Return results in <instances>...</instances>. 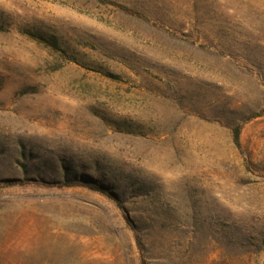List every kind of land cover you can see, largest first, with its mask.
<instances>
[{
	"label": "rangeland",
	"instance_id": "rangeland-1",
	"mask_svg": "<svg viewBox=\"0 0 264 264\" xmlns=\"http://www.w3.org/2000/svg\"><path fill=\"white\" fill-rule=\"evenodd\" d=\"M0 27V264H141L137 234L149 264H264V0H0ZM9 179L103 184L137 232Z\"/></svg>",
	"mask_w": 264,
	"mask_h": 264
},
{
	"label": "trees",
	"instance_id": "trees-1",
	"mask_svg": "<svg viewBox=\"0 0 264 264\" xmlns=\"http://www.w3.org/2000/svg\"><path fill=\"white\" fill-rule=\"evenodd\" d=\"M117 6L120 9H122L128 13H132V10L129 9L128 7H125L123 5H117ZM24 32L27 36H29L34 41H36L40 44H44L45 46L49 47L50 49H52L56 52H60V53L67 56L68 50L63 47V45L60 42L58 37L52 36V35H47L43 32L33 31L30 29H26ZM241 133H242L241 125L234 128L233 139H234V143L238 149L242 148ZM4 184L7 186L38 184V185L58 186V187H76V186L86 187L91 191L99 192V193L104 194L105 196L111 198L112 200H114L118 204L119 208L122 209L123 214H124V218L126 219L128 225L134 231L137 232L136 225L133 223V221L130 218L129 213L127 212V210L124 207L123 196L119 195L117 192H115L114 190H111L110 188H108L107 186H105L103 184L87 182V181H82V180H80V181L66 180L63 183H55V182H47L44 180H36V179H29V180L9 179V180H6L4 182ZM136 239H137V244H138V247H139L140 253H141V264H149L147 257H146V254H145V250L143 248L142 240L138 234L136 235Z\"/></svg>",
	"mask_w": 264,
	"mask_h": 264
}]
</instances>
